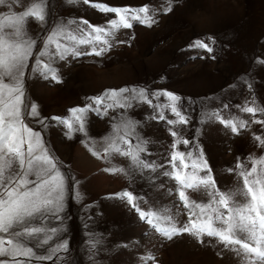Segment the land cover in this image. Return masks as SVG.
<instances>
[{
    "label": "rangeland",
    "instance_id": "1",
    "mask_svg": "<svg viewBox=\"0 0 264 264\" xmlns=\"http://www.w3.org/2000/svg\"><path fill=\"white\" fill-rule=\"evenodd\" d=\"M43 3L44 22L28 23V35L36 43L22 78V119L40 134L47 152L68 179L63 209L32 222L46 231H57L49 233L47 243L43 235L23 238V244L34 252L26 264H244L214 238L205 236L204 243H200L187 233L172 239L164 237L140 217L137 208L170 216L180 227L195 209L184 207L179 197L180 183L164 172L179 171L194 177L192 182L210 174L215 186L225 192L242 186V169L238 165L249 169L257 159L264 158V147L255 140L256 136L264 138V124L256 123L264 120V113L242 111L245 107L264 108V0ZM94 4L130 11L113 13ZM143 6L149 8L148 15L154 21L151 26L143 22V13H138L141 19L133 18L137 13L131 10ZM20 7L17 5L13 11ZM121 15L131 27L123 26ZM113 21L118 27H113ZM92 26L104 29L103 33H94ZM59 28L64 30L57 38L62 48L75 49L80 55L69 51L61 59L55 44L49 45L48 37ZM80 39L87 42L79 43ZM197 40L207 43L212 51L193 46ZM101 49V54L96 55ZM45 52L55 54L41 55ZM37 61L48 64L57 79L51 75L45 78L40 70L42 64ZM123 88L137 92L142 89L147 99L128 92L123 94L128 98L124 108H106L112 103L108 99L105 106L93 104L99 110L84 113V130H76L78 124L70 109ZM166 92L180 97L175 106L187 123H181L171 111L173 102L163 95ZM33 105L37 117L31 115ZM161 114L164 119H160ZM52 117L72 121L73 129ZM220 118L247 121V127L234 133ZM169 120L176 123L169 124ZM125 121L132 122L135 128L133 143L137 139L147 142L141 156L157 166L155 171L140 170L131 165L128 157L104 152L113 126ZM172 131L177 136H172ZM94 151L97 155H93ZM175 152L184 153L183 161L170 160ZM203 161L210 173L201 170ZM193 163L198 167L194 169ZM121 168L123 172L105 170ZM183 191L190 201L207 202L202 189ZM125 192L134 197L132 203L117 195ZM149 218L156 222L154 217ZM42 256L52 259L36 258ZM148 256L155 260L143 259ZM6 264L14 262L8 259Z\"/></svg>",
    "mask_w": 264,
    "mask_h": 264
},
{
    "label": "snow or ice",
    "instance_id": "2",
    "mask_svg": "<svg viewBox=\"0 0 264 264\" xmlns=\"http://www.w3.org/2000/svg\"><path fill=\"white\" fill-rule=\"evenodd\" d=\"M84 3H90L91 0H82ZM20 5V9H13ZM103 11L113 13H127L128 9L110 8L105 5L94 4ZM7 8L8 12L0 11V264H6L10 259L14 264H26L34 256L33 249L23 244V238H37L43 235L44 243L48 242L49 233H55L57 229L51 228L45 230L40 226H33V221L37 217H43L49 214L55 215L63 209V201L67 188L66 178L59 170L58 163L52 157L42 143V138L38 132L33 131L22 119V97H23V76L25 67L29 62V57L33 51V45L36 43L28 35L29 20L44 22V3L43 0H0V9ZM170 11L171 9H167ZM137 13L134 19H141L138 13H143V22L151 26L153 19L147 6L131 10ZM124 27H131L124 15L120 17ZM85 25L88 22L83 21ZM113 27H118L116 21L112 22ZM96 34L103 33L104 29L92 26ZM64 34L62 28L57 29L48 37L49 45L55 44L60 58L64 54L71 52L72 55H80L75 49L62 48L57 39ZM67 38L76 39L75 36L68 34ZM99 40L100 36L96 35ZM87 42L80 39L79 43ZM108 44L107 40L103 41ZM195 47L204 48L208 52L212 51L207 43L197 40ZM47 48V45L45 46ZM103 49L96 51L100 55ZM54 55L55 53L45 52L41 55ZM41 65V61H37ZM45 78L51 75L52 79H57L55 71L48 64H42L40 68ZM133 92L140 98L147 99L144 90L123 88L111 90L104 93L103 96L90 98L93 103L86 106L70 109L78 124L77 131L84 130L83 114L88 111H98L99 107L105 106V100H111L112 103L106 105V108L119 106L124 108L128 103V98L123 94ZM166 95L173 104L171 111L179 117L181 123H187L186 118L178 111L175 102L180 97L173 93L166 92ZM150 103V101H148ZM242 111L255 115L257 112L264 113V108L245 107ZM31 115L37 117L38 111L35 105L31 106ZM213 115H217L213 113ZM51 119L59 120L65 124L69 130L73 129V122L60 117ZM160 119H164L161 114ZM221 119L226 127L232 132L238 133L240 129L247 127V121L224 120ZM169 124H175L176 121L169 120ZM264 124V120L256 121ZM135 135V128L132 122L125 121L113 126V134L106 138L104 152L113 151L119 155L128 157L133 167L140 170L150 169L155 171L157 166L147 162L141 154L146 152L144 145L146 141L137 139L135 143L131 137ZM172 136H177L175 131ZM255 140L264 147V138L256 136ZM182 143L188 144L189 141L183 140ZM127 145L122 148L121 145ZM176 147V144H173ZM93 155H97L94 151ZM190 155V154H189ZM202 157V151L200 153ZM180 159L183 161L184 153L175 152L170 160ZM201 170L210 169L207 162L203 161L199 165ZM187 167V165H185ZM192 167H198L193 163ZM237 167L242 170L239 176L242 180V186L236 190L220 191L215 186V181L211 175L198 178L192 182L194 177L181 175L179 171L164 172V175L172 176L181 185L179 197L185 208L191 206L193 211L189 212L188 222L177 227L170 216L157 214L154 212L146 213L137 208L142 219L168 239L175 235L189 234L196 238L198 242L204 243L203 237L214 238L219 244L234 252L240 257L244 264H264V158L257 159L249 169H244L243 165ZM175 168V165H173ZM106 171H120L124 169H105ZM232 171V169H229ZM184 188L203 190L208 197L207 202L197 203L190 201L189 197L183 191ZM121 197H127L128 202L132 203L134 197L131 193L117 194ZM239 196L241 199L237 200ZM135 208L136 205L132 204ZM154 217L156 222H153ZM195 217V218H194ZM168 226H161L162 223ZM7 245V246H6ZM59 247H66L60 245ZM58 249H52L53 252ZM24 258L23 260L19 258ZM37 259L48 260L51 256L36 257ZM145 260H155L154 256L143 258Z\"/></svg>",
    "mask_w": 264,
    "mask_h": 264
}]
</instances>
